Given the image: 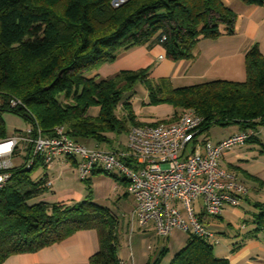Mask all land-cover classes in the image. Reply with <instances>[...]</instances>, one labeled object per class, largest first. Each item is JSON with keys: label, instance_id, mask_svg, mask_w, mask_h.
I'll list each match as a JSON object with an SVG mask.
<instances>
[{"label": "trees", "instance_id": "1", "mask_svg": "<svg viewBox=\"0 0 264 264\" xmlns=\"http://www.w3.org/2000/svg\"><path fill=\"white\" fill-rule=\"evenodd\" d=\"M240 1L264 4V0ZM111 3L0 0V112L21 116L44 133L63 126L75 142L90 139L113 150L114 136L127 134L132 125H146L134 121L128 98L120 104L123 91L140 81L150 102L174 108L167 120L150 124L175 122L181 112L191 109L203 118L198 135L207 136L213 125H236L239 131L255 132L246 142H258L259 128L264 127V55L256 44L245 53L243 81L219 79L174 87L168 78L150 80L148 68L122 70L106 79L91 75L120 51L142 44H160L173 61L190 59L200 38L233 33L235 13L230 8L221 0H126L117 7ZM11 100L19 103L11 105ZM93 106L99 107L97 114L90 113ZM24 149V162L9 169L10 177L0 187V264L11 254L33 252L82 229L97 234L98 249L89 264H121L112 210L94 202L89 187L80 201L42 199L49 188L47 176L32 177L43 166L41 157L26 167L29 146ZM113 151H125V146ZM120 159L130 161L126 156ZM97 169L127 182L98 167L92 173ZM252 207L251 220L243 222L250 226L246 235L255 238L264 234V202ZM213 243L212 238L188 235L166 264H229L214 254ZM167 252L162 248L146 264H163Z\"/></svg>", "mask_w": 264, "mask_h": 264}, {"label": "crops", "instance_id": "2", "mask_svg": "<svg viewBox=\"0 0 264 264\" xmlns=\"http://www.w3.org/2000/svg\"><path fill=\"white\" fill-rule=\"evenodd\" d=\"M221 1L235 13L233 33L229 35L223 34L216 38H200L193 48L190 59L173 61L165 56V50L160 44H142L120 51L112 62L102 64L91 75H98L99 78L106 79L115 76L122 70L135 71L150 68L148 73L150 80L168 78L174 87L219 79L243 81L246 76V51L253 44H256L259 51L264 55V4H244L240 0ZM213 128L209 129L206 137L214 143L239 131L236 125ZM257 139L258 142H246L232 148L218 160L219 167L222 170L233 173L248 188L247 195L240 201L238 206L242 209L246 205L247 208H244L241 213H237V217H235L242 221L251 220L252 214L255 212L252 203L264 202V127L259 128ZM79 143L88 148L108 150L105 145L96 144L95 141L90 139ZM116 143H114L115 148L113 150L119 149L120 144L122 145L121 141H116ZM19 147L21 151L19 155L23 157L27 152L24 149L25 145ZM75 165L72 158L59 157L48 169L49 171L58 169L59 173H63V171L71 168L76 172ZM87 179L81 180L86 183L85 191L69 192L64 189L58 195L55 191H51L53 193L52 201L66 203L80 201L88 193L89 187L93 201L107 206L117 217L116 231L119 240V229L121 232L124 230L127 232L132 223L129 217L130 212L128 213V209L124 208L127 205L125 203L127 201H131V211L134 208L132 196L128 192V183L115 179L98 169L93 171ZM197 203H200V200ZM228 208L233 207H226L224 211ZM197 213L209 230L220 233V235L214 236V239L217 240L216 244L224 241L219 252H214L217 257L227 258L229 264H264L263 233H259L255 238L248 237L246 234L250 226L243 223V228L236 227L237 220L235 223L225 220L224 212H222L221 218L204 215L200 209ZM138 229L149 236L147 253H141V259L138 264H146L148 259L162 248L170 250L175 247L174 250H170L171 256L164 258L167 259L165 262L163 259V264L168 263L173 254L185 244L188 237L186 235L184 239L176 242L173 246H167V243L163 242L162 236L156 235L152 223L145 227L138 226ZM168 240L169 235L167 242ZM234 245L238 247L234 252H231V248ZM97 249L98 239L96 231L93 229H82L67 236L60 242L33 252L11 254L1 264H89V257ZM117 256L121 260V264L136 263L134 252L124 255L123 251H117Z\"/></svg>", "mask_w": 264, "mask_h": 264}, {"label": "built area", "instance_id": "3", "mask_svg": "<svg viewBox=\"0 0 264 264\" xmlns=\"http://www.w3.org/2000/svg\"><path fill=\"white\" fill-rule=\"evenodd\" d=\"M16 103L19 101L11 100V105ZM202 122V116L187 109L172 123L133 125L121 152L88 148L72 140L63 127L43 133L30 125L0 140V147L11 144L10 150L0 153V187L10 177L13 153L24 144L30 151L26 167H31L37 157L46 169L59 157H69L76 161L80 180L87 179L97 167L124 177L134 200L129 217L139 227L152 223L158 236H167L176 228L188 235L214 239L197 211L218 217L226 207L239 206L248 188L233 173L222 170L218 160L255 132L238 131L214 143L198 135Z\"/></svg>", "mask_w": 264, "mask_h": 264}, {"label": "rangeland", "instance_id": "4", "mask_svg": "<svg viewBox=\"0 0 264 264\" xmlns=\"http://www.w3.org/2000/svg\"><path fill=\"white\" fill-rule=\"evenodd\" d=\"M124 1L126 0H112L111 5L113 7H117ZM147 71L149 73L150 68ZM127 98H128L129 108L133 114V119L136 122L150 124V123H157L159 121H165L167 120L168 115L172 113L174 110V108L169 104H165V103L157 104V103L150 102L147 96L146 87L144 83L140 81H137L132 86L131 89L129 90L126 89L123 91V98L120 104L123 105L124 102L127 100ZM0 102H1V99H0ZM98 110H99L98 106H93L90 108V113L97 114ZM117 112H121L120 108L117 110ZM25 113L29 115V112H25ZM28 125L30 124L27 121H25L21 116H18L9 111L0 112V136L4 134H6L7 136H11L14 133H17L18 131H24L25 128L28 127ZM56 127H63V126H56ZM218 127H221V126H217V125L212 126L213 129L218 128ZM41 132L43 131L41 130ZM126 138H127L126 133L122 132L118 134V136H114V139H115L114 143L117 144L116 141H121L122 145H126V142H127ZM2 139L3 138H0V140ZM23 145L24 144H20L21 147ZM122 145L120 144L119 149L123 147ZM98 149H101V148H98ZM106 149H108V147H106ZM20 153L21 151L19 149L17 152L13 153L11 157L12 166L13 165L17 166L18 164H21L24 162L23 157L19 155ZM27 159L28 158H26L25 161H27ZM48 168L46 169L44 166L40 165L32 173L33 178H38L39 176H43L44 174H46L47 176L46 178L48 181L47 183H48L49 188L47 189L46 192H44L42 199L49 201V202H53L52 201L53 193L51 191H55L56 194L58 195V194H61V191L64 189L68 190L69 192L70 191H75V192L82 191L83 192V190L84 191L86 190V186H85L86 183L79 180L76 172H74L73 169L69 168L67 171H63V173H59L58 169L49 171ZM57 175L59 176L56 177ZM50 179L53 180L52 181L53 184ZM125 203L127 205H125L124 208L126 210L128 209V213L131 212V209H130L131 201H127ZM243 207L247 208L246 205H244ZM244 208L241 209V207H238V206L233 207V208H228L226 211H223L224 212L223 216L225 217V220L227 221H231L235 223V221L237 220L236 227L243 228L244 222L242 220L236 219L235 217H237L236 216L237 213H241V211H244ZM180 210H182V208H180ZM118 232H119V244H118L117 251L118 252L123 251L124 255L132 254L134 252L135 260H136L135 264H138L141 259L140 257L141 253L142 252L147 253V245L149 244L148 234L138 229V226L134 221H132V223L130 224V228L127 232L125 230L121 232L120 229ZM211 232L213 233L214 236L220 235L219 232L218 233L215 231L214 232L211 231ZM168 235H169V240L167 242ZM168 235L162 236L161 238L163 239L164 243H167V246H173V244H175L176 242L184 239L186 235H188V233L174 228ZM223 244H224V241H220V244H214V252L215 253L219 252ZM174 249L175 247H173V249H170V250H174ZM170 250L168 249V252L166 254L167 257L171 256ZM166 260L167 259H164V262Z\"/></svg>", "mask_w": 264, "mask_h": 264}, {"label": "clouds", "instance_id": "5", "mask_svg": "<svg viewBox=\"0 0 264 264\" xmlns=\"http://www.w3.org/2000/svg\"><path fill=\"white\" fill-rule=\"evenodd\" d=\"M10 148H11V144L4 145V146L0 147V153L8 151V150H10Z\"/></svg>", "mask_w": 264, "mask_h": 264}, {"label": "water", "instance_id": "6", "mask_svg": "<svg viewBox=\"0 0 264 264\" xmlns=\"http://www.w3.org/2000/svg\"><path fill=\"white\" fill-rule=\"evenodd\" d=\"M44 89H49V85H48V86H46V87H44ZM25 115H27V116H28V114H27V113H25Z\"/></svg>", "mask_w": 264, "mask_h": 264}]
</instances>
